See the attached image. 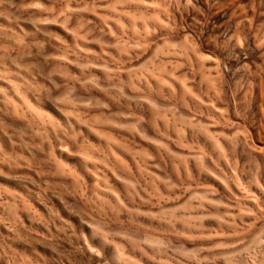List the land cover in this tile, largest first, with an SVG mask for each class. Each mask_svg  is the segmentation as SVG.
Instances as JSON below:
<instances>
[{
  "label": "rangeland",
  "instance_id": "374dc122",
  "mask_svg": "<svg viewBox=\"0 0 264 264\" xmlns=\"http://www.w3.org/2000/svg\"><path fill=\"white\" fill-rule=\"evenodd\" d=\"M0 264H264V0H0Z\"/></svg>",
  "mask_w": 264,
  "mask_h": 264
}]
</instances>
